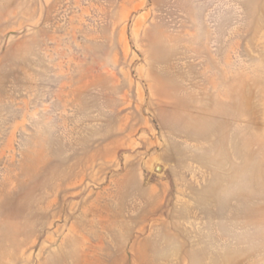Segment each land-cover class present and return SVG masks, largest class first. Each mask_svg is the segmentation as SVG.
<instances>
[{"label":"rangeland","instance_id":"374dc122","mask_svg":"<svg viewBox=\"0 0 264 264\" xmlns=\"http://www.w3.org/2000/svg\"><path fill=\"white\" fill-rule=\"evenodd\" d=\"M0 264H264V0H0Z\"/></svg>","mask_w":264,"mask_h":264}]
</instances>
